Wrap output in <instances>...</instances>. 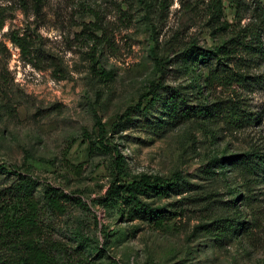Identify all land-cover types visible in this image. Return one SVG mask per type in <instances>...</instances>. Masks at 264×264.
I'll use <instances>...</instances> for the list:
<instances>
[{
  "label": "rangeland",
  "instance_id": "374dc122",
  "mask_svg": "<svg viewBox=\"0 0 264 264\" xmlns=\"http://www.w3.org/2000/svg\"><path fill=\"white\" fill-rule=\"evenodd\" d=\"M262 17L264 0H0V204H37L28 232L0 209V261L32 235L61 264H264ZM251 26L260 51L216 50ZM191 45L215 55L193 62ZM140 173L173 182L144 196L161 224L99 200Z\"/></svg>",
  "mask_w": 264,
  "mask_h": 264
},
{
  "label": "trees",
  "instance_id": "16d2710c",
  "mask_svg": "<svg viewBox=\"0 0 264 264\" xmlns=\"http://www.w3.org/2000/svg\"><path fill=\"white\" fill-rule=\"evenodd\" d=\"M262 21H264V17H262ZM250 36L251 41L254 43L244 42L246 40V37ZM235 40V43L231 46L227 45V42H231ZM259 33L255 26L249 27V30L242 33V36L237 38H231L225 43L217 46L216 50L221 53H229L232 52L235 48L240 47L238 46L241 44L242 48L246 51H249V48H255L256 51H260L261 43H259ZM234 47V48H232ZM215 50H210L206 48L197 47L194 45H191L187 48L185 51L186 56L190 58L193 62H200V63H206L210 61L215 55ZM219 59V58H218ZM217 64H219L217 62ZM151 95V99L156 95V89L151 85V88L147 95ZM165 106L170 108V112L178 115L182 113L183 116H189L192 111L189 106H177V102L175 100H170L169 98L165 99ZM139 105V102L136 104L129 106L136 107ZM203 109V108H202ZM128 113V109L124 112L125 115ZM195 113H202L207 114V111H195ZM120 115V117L122 116ZM250 111H246L237 107H230L226 111V117L229 119L230 122H232L235 125H240L241 123L250 121L252 117ZM107 138L104 136L102 129L99 130L98 136L96 138L97 147L102 148L107 151H116V154H114L113 157V166L117 168V171H124L123 165H124V157L121 153L117 151V147L115 143H110L106 141ZM247 162V165L253 162V159H247L244 160ZM255 162V161H254ZM258 164V162H255L251 164V167ZM256 167V166H255ZM118 177H113V179L110 181V185L105 190L104 194L99 197V200L102 202H110L113 205L117 206L119 213L121 214H129L133 215L134 211H143L147 213L153 219L154 223L161 224L162 221L165 219L164 216L159 213V211L150 206L148 202L144 200V196L147 195L151 191H155L157 193L165 192L169 189L171 184L173 183L170 179V177H161L159 175H152L147 173H140L138 176H133L131 180L129 181H123V182H117ZM51 203L55 204L56 201L53 197H50ZM8 201H5V203H1L0 209H2V218L6 225H8V228H12L13 226L16 228H22L24 230L32 231V226L34 222L36 221V208L37 204L32 196H27L24 200L25 207L27 208L26 211H21L20 207L18 210H11L9 208ZM56 205V204H55ZM30 227V228H29ZM27 231V232H28ZM28 234V233H27ZM34 236H25L23 239L24 242L27 244V247L29 248V255L26 256V258L23 260L22 258L19 259H13L12 261H0V264H61L55 260V258L52 257V255L47 252L46 250L40 248L36 242H34Z\"/></svg>",
  "mask_w": 264,
  "mask_h": 264
}]
</instances>
